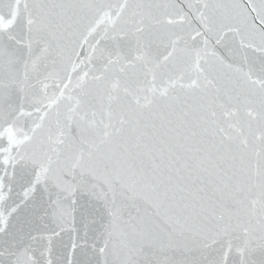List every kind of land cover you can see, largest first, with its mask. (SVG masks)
<instances>
[{
    "label": "snow or ice",
    "instance_id": "6c2138e0",
    "mask_svg": "<svg viewBox=\"0 0 264 264\" xmlns=\"http://www.w3.org/2000/svg\"><path fill=\"white\" fill-rule=\"evenodd\" d=\"M0 264H264V0H0Z\"/></svg>",
    "mask_w": 264,
    "mask_h": 264
}]
</instances>
